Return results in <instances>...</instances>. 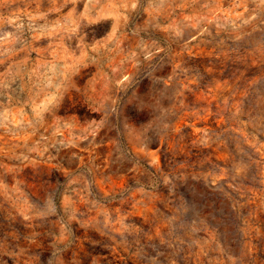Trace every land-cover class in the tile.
<instances>
[{
	"label": "rangeland",
	"instance_id": "rangeland-1",
	"mask_svg": "<svg viewBox=\"0 0 264 264\" xmlns=\"http://www.w3.org/2000/svg\"><path fill=\"white\" fill-rule=\"evenodd\" d=\"M0 264H264V0H0Z\"/></svg>",
	"mask_w": 264,
	"mask_h": 264
}]
</instances>
